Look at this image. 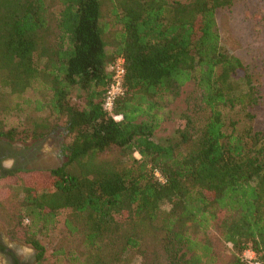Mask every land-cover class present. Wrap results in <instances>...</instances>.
<instances>
[{"label": "trees", "instance_id": "1", "mask_svg": "<svg viewBox=\"0 0 264 264\" xmlns=\"http://www.w3.org/2000/svg\"><path fill=\"white\" fill-rule=\"evenodd\" d=\"M233 2L0 0V139L60 126L68 137L58 167L0 168V218L33 248L29 264H246L247 250L264 261V135L227 125L228 111L251 120L260 100L220 44L215 11ZM119 56L123 93L109 112ZM12 114L21 125H6ZM62 210L48 254L41 238Z\"/></svg>", "mask_w": 264, "mask_h": 264}, {"label": "rangeland", "instance_id": "2", "mask_svg": "<svg viewBox=\"0 0 264 264\" xmlns=\"http://www.w3.org/2000/svg\"><path fill=\"white\" fill-rule=\"evenodd\" d=\"M215 21L222 48L237 56L248 67L252 82L260 94V100L253 110L254 117L251 120L243 118L241 112L232 110L227 113V125H229L231 120L238 119V128L251 125L255 129L262 131L264 135V0H234L231 6L215 11ZM193 89L194 82H189L182 87L179 93L180 95L176 100L177 105H181L180 107L184 108V100ZM41 114H47V110ZM174 117H178V114L174 113ZM5 119L6 125L19 126L22 123L21 117L15 114L9 115ZM175 123L176 121H170V119L168 121L166 120L165 123L162 124L157 135L161 137L170 134L174 129ZM56 131L59 133L55 135L61 136L60 142L62 146L68 140V137L65 135L62 126L57 128L54 133ZM31 141L32 140L27 141L25 144H22V142L17 143L21 144L22 148H26V144L32 145ZM57 142V139L51 137L43 140L42 145L39 147L42 153L40 162L34 165V167L28 166L26 169H47L61 165L65 161V158L58 151L56 146ZM135 156L139 157L137 153H135ZM4 163L10 166L11 160H5ZM1 183L0 196H3L9 181L5 179ZM162 209L168 210L169 205L163 203ZM66 213L67 210H62L58 216V221L53 232L49 236L41 238L47 248L48 254L51 253L53 247L58 244L59 240L64 236L62 224ZM0 231L3 233L6 243L18 252L20 258H27L28 260L33 259V248L18 240H11L6 233V225L1 218ZM0 264H5V259L2 256H0ZM131 264H139V260L135 259Z\"/></svg>", "mask_w": 264, "mask_h": 264}, {"label": "flooded vegetation", "instance_id": "3", "mask_svg": "<svg viewBox=\"0 0 264 264\" xmlns=\"http://www.w3.org/2000/svg\"><path fill=\"white\" fill-rule=\"evenodd\" d=\"M60 131V130H58ZM59 132H52L48 135L47 138H55L58 140L56 143V146L58 148V151L61 153V142L60 138L61 136L55 135ZM46 137L34 141L32 140V145L26 144V148H22L21 144L14 142L11 144H8L5 140L0 139V168H14V167H20L23 169H26L29 167H34V165L38 164L41 159V151L39 150V147L42 145V141L47 139ZM25 144V143H22ZM5 160H11V165L7 166L4 161ZM55 168V167H54ZM32 169V168H31ZM3 247V248H2ZM0 256H2L5 259V264H29L32 261H34L35 257L33 259L28 260L27 258H20L18 252H16L11 246H9L6 241L4 240L3 233L0 231Z\"/></svg>", "mask_w": 264, "mask_h": 264}, {"label": "built area", "instance_id": "4", "mask_svg": "<svg viewBox=\"0 0 264 264\" xmlns=\"http://www.w3.org/2000/svg\"><path fill=\"white\" fill-rule=\"evenodd\" d=\"M109 69L112 76L111 82L104 96L103 107L111 112L114 100L123 93L122 79L125 73L124 58L121 56L117 57L110 65ZM116 118H119V116H116ZM156 174L159 177V180H163L159 173ZM243 257L246 264H264V261L255 258V255L251 250L245 251Z\"/></svg>", "mask_w": 264, "mask_h": 264}]
</instances>
